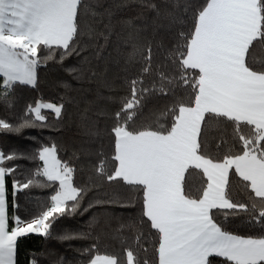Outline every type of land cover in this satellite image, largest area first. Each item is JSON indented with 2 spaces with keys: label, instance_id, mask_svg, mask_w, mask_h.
Returning a JSON list of instances; mask_svg holds the SVG:
<instances>
[{
  "label": "snow or ice",
  "instance_id": "obj_1",
  "mask_svg": "<svg viewBox=\"0 0 264 264\" xmlns=\"http://www.w3.org/2000/svg\"><path fill=\"white\" fill-rule=\"evenodd\" d=\"M138 2L154 13L152 37L142 38L146 29L134 28L123 41L130 48L126 64L139 65L138 71L125 79L127 95L99 97L115 105L110 114L107 108L96 114L111 120L106 133L98 120L83 117L90 139L80 150L93 158L95 178L125 186L129 194L95 197L84 206L89 193L99 191L96 179L77 184L76 164L63 159L56 143L40 144L27 155L0 150V264H18V242L33 234L52 237L60 217L137 203L138 221L117 229L133 234L130 243L121 239L122 256L101 253L91 231L68 230L56 239H96L77 249L87 256L86 264H150L139 255L147 251L139 224L157 236L156 264H214L213 258H222L223 264H264V58L256 55L264 49V0H203L198 5L164 0V7L155 0ZM82 11L102 15L86 0H0V103L12 107L18 87L36 88L39 70L49 62L63 66L68 57L80 56ZM100 35L107 43L108 35ZM102 51L103 46L98 58ZM84 63L87 58L64 70L77 82L90 81L97 73L85 70ZM60 86L71 90L67 82ZM106 88L113 91L111 84ZM161 99L166 101L162 108L148 107ZM44 110L61 121L63 98L28 104L15 122L0 118V134L54 127ZM213 129L220 133L215 151ZM105 134L110 152L104 148ZM17 159L34 161L36 167L26 181L13 179L11 207H18L17 192L33 186L52 189L50 202L30 219L9 212L7 178L17 171L19 165L12 163ZM194 172L198 186L191 180ZM233 178L249 193L246 202L233 198ZM235 223L260 234L229 230L227 225ZM31 264H37L35 258Z\"/></svg>",
  "mask_w": 264,
  "mask_h": 264
},
{
  "label": "trees",
  "instance_id": "obj_2",
  "mask_svg": "<svg viewBox=\"0 0 264 264\" xmlns=\"http://www.w3.org/2000/svg\"><path fill=\"white\" fill-rule=\"evenodd\" d=\"M155 2L164 7V0H155ZM86 3L102 15L93 17L91 13L81 12L80 26L81 35L78 38L79 46L84 50L80 56L75 55L68 57L63 66L49 62L46 67L39 70V80L36 88L30 86H20L16 89L12 107L0 103V118L10 121H17L24 114L26 105L34 104L36 101L60 103L61 98L66 106L63 119L57 121L54 114L44 110L49 116L48 123L54 127L44 129H25L21 134H0V150L6 153L16 151L27 155L35 151L40 144L56 143L61 149L60 155L65 160L76 164L75 182L84 184L89 177H94L92 165L89 163V157L80 153L82 147H88L86 141L90 139L86 135V121L83 117L86 115L91 120L99 121L100 128L106 133L111 126V120L108 118L97 117V113L102 108H107L109 114L115 108V105L108 104L106 101L99 99L100 96L113 95L122 97L128 94V88L125 84L126 77H131L138 71L139 65H127L126 57L130 48H127L123 41L129 36L134 28H145L141 34L142 38L152 37L151 21L154 13L144 9L137 2L132 0H86ZM193 4H201L203 0H191ZM126 5V6H125ZM107 10V11H106ZM109 13L111 15H109ZM131 21L129 25L127 22ZM105 25H109L105 28ZM103 32L108 35V41L105 43ZM160 35H164L163 32ZM103 46V51L98 58L97 50ZM162 55V54H161ZM256 55L264 58V49H257ZM87 58V63L82 67L94 70L97 75L90 81L85 79L77 82L72 79L64 69L72 66H81V62ZM161 56H158L159 60ZM127 68V71H125ZM61 82H67L71 85V90L66 91L61 87ZM106 84L113 85V91L109 92ZM70 101V102H69ZM165 100L153 101L149 108L155 106L160 109L164 106ZM58 129V130H57ZM231 131L229 126V132ZM220 133L213 129L210 133L212 139V150L215 151V144L219 142ZM35 137V139H33ZM105 151L110 152V138L105 134L103 139ZM96 145H92L95 148ZM74 154L79 159L74 158ZM223 153H221L222 155ZM19 165L17 171L7 178V188L10 202V215H19L23 219H30L37 215L49 202L52 194L51 188L30 187L23 191L17 192L15 203L17 208L11 207V192L13 179L22 182L30 178L32 170L36 167V162L29 159H17L13 161ZM42 179V178H41ZM96 179L99 186L98 192H91L84 202L87 205L88 199L95 197L107 198L113 196H124L129 194V190L119 184H108ZM193 185L198 186L200 177L194 172L191 178ZM232 195L234 199L245 201L249 193L244 192L238 182V178H233ZM139 195V194H137ZM140 215V205L136 204L134 208H105L97 206L89 210L84 215L60 217L53 225V236L50 238L39 235H30L18 242V264H31L33 258L37 264H60L63 258L64 264H86L87 256L81 255L77 249L89 247L97 243L96 239L73 240L61 242L56 239L57 235L65 231H82L92 232L93 237H98V249L101 253H116L122 256L121 239L131 242L130 237L133 235L126 230L122 233L117 232L122 223H132L138 221ZM93 216L96 220L94 226L89 228V222ZM217 219L222 220V216L217 214ZM229 230H235L239 234H245L247 230L239 223L227 225ZM138 231H143L146 240L142 245L147 251H140L139 255L146 257L150 264H156L155 246L157 236L154 230H150L147 225L140 228L137 224ZM247 234L258 235L259 230L247 231ZM214 264H223L222 258H213Z\"/></svg>",
  "mask_w": 264,
  "mask_h": 264
}]
</instances>
